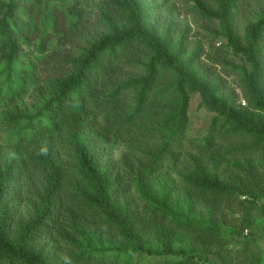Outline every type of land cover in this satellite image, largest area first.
<instances>
[{
	"label": "trees",
	"instance_id": "16d2710c",
	"mask_svg": "<svg viewBox=\"0 0 264 264\" xmlns=\"http://www.w3.org/2000/svg\"><path fill=\"white\" fill-rule=\"evenodd\" d=\"M60 1L0 0V98L32 97L0 116V264H263L264 0H187L211 50L156 0Z\"/></svg>",
	"mask_w": 264,
	"mask_h": 264
},
{
	"label": "rangeland",
	"instance_id": "374dc122",
	"mask_svg": "<svg viewBox=\"0 0 264 264\" xmlns=\"http://www.w3.org/2000/svg\"><path fill=\"white\" fill-rule=\"evenodd\" d=\"M58 3H61L60 0H55ZM165 0H156V4L162 5L160 7L159 12L166 13L167 9L169 7L173 8V11L175 12L176 17L179 19V21L182 23L183 26H188L191 30V39L197 40L200 39L202 43L205 46V49L211 50L208 40H206V36L204 34V26L203 22L198 18L197 14L192 11L191 4L187 0H167L165 5H163V2ZM53 3V2H51ZM83 7L86 9L87 16L90 18H94L95 11L97 8H99L100 2L98 0H83ZM174 5V6H173ZM53 5L50 7L51 9ZM170 9V8H169ZM51 12V10H50ZM43 30H41V33ZM38 41V39H37ZM36 44V45H35ZM33 46V50L36 51V59L40 58L42 56V48L36 42ZM228 58L230 61H232L234 64H241V58L239 56L234 55L231 51H228ZM4 71V70H3ZM230 84L233 88L236 89V91L240 94V97L238 99V103H241L243 100H245L242 96L241 89L238 83V80L236 77L229 78ZM32 100V97L28 94H25L23 98L16 99L15 101L10 99L9 97H1L0 98V116L4 109H10V105H12L14 102H18L20 107L23 105H27ZM213 113H210L207 109L200 106V96L199 94H193L191 97L190 102V108H189V116H190V123L187 129V141L189 142H196L201 141L203 137L206 136V133L209 128L211 117L213 116ZM18 128L12 127V128H3L0 126V135H3L4 138L8 137L12 132L16 131ZM122 144H118V146L115 148V154L118 156L122 152ZM256 236L259 240L260 246L262 249V263L264 264V243L262 240H260V234L257 232Z\"/></svg>",
	"mask_w": 264,
	"mask_h": 264
},
{
	"label": "built area",
	"instance_id": "2783aa9c",
	"mask_svg": "<svg viewBox=\"0 0 264 264\" xmlns=\"http://www.w3.org/2000/svg\"><path fill=\"white\" fill-rule=\"evenodd\" d=\"M241 103H242V104H246L245 100H243Z\"/></svg>",
	"mask_w": 264,
	"mask_h": 264
}]
</instances>
